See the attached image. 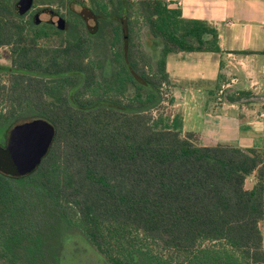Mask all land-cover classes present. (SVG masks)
Instances as JSON below:
<instances>
[{
	"label": "trees",
	"instance_id": "trees-1",
	"mask_svg": "<svg viewBox=\"0 0 264 264\" xmlns=\"http://www.w3.org/2000/svg\"><path fill=\"white\" fill-rule=\"evenodd\" d=\"M54 1L22 14L0 0L11 52L0 65V264H62L67 230L110 264H264V148L202 146L181 113L160 109L168 55L220 53L215 27L168 0H59L63 29L38 21ZM251 94L226 96L244 105ZM37 119L53 126L51 147L16 175L11 136Z\"/></svg>",
	"mask_w": 264,
	"mask_h": 264
},
{
	"label": "crops",
	"instance_id": "crops-1",
	"mask_svg": "<svg viewBox=\"0 0 264 264\" xmlns=\"http://www.w3.org/2000/svg\"><path fill=\"white\" fill-rule=\"evenodd\" d=\"M168 1L181 9L183 17L215 27L222 50L168 55L166 68L183 131L198 134L202 146L264 148V107L251 115V110L245 112L244 105L226 96L235 87L233 91L260 94L258 100L264 104V0ZM246 51L252 53H242ZM219 84L221 89L227 87L219 90L222 103H216L211 92Z\"/></svg>",
	"mask_w": 264,
	"mask_h": 264
},
{
	"label": "rangeland",
	"instance_id": "rangeland-1",
	"mask_svg": "<svg viewBox=\"0 0 264 264\" xmlns=\"http://www.w3.org/2000/svg\"><path fill=\"white\" fill-rule=\"evenodd\" d=\"M49 7L51 10L48 11H40V20L42 22H50L54 23L55 20L57 19L58 15H56V12L53 10L60 9L62 13H64L65 17L64 19L67 20L70 17V14L67 11L66 8V2L65 4H62V2H59V0H56L52 3H50L47 6H44V8ZM76 10H80L79 6H75ZM30 16V15H29ZM55 24V23H54ZM94 23H91L93 25ZM108 29L106 26H103L98 33L97 36V41L95 42L97 47H96V52L94 56H98L100 59H103L102 57H107L109 50V40H108ZM146 35V34H145ZM146 44V53L151 59L152 51L150 49L151 42L149 38L145 42ZM148 46V47H147ZM107 59V58H106ZM105 60V59H104ZM11 61V52L9 50V47H0V65H10ZM155 62V61H154ZM110 69H108V74L110 73ZM227 88V87H224ZM224 88H220L219 90H226ZM233 89L235 87H230L229 89ZM231 89V92L233 90ZM219 90L213 89L211 92H214L215 94L212 96L215 100L216 103H222L218 99L220 98V93ZM218 91V92H217ZM242 91V90H241ZM247 91V90H244ZM162 98L164 97V101L162 104V108H160L163 111H170L172 113H178L179 111L177 110L178 107H175V101L173 105H171L170 100L174 99L173 93H172V87L169 85H164L162 89ZM251 94V98L248 102H243L244 103V110L247 112V110H251L250 114L255 115L256 112L262 109L264 107V104H261V101L258 100L260 97V94H257L255 92L249 91ZM225 94V91H224ZM252 98L254 100H252ZM250 103V104H249ZM181 113V112H179ZM253 184V180L248 179V187H251ZM261 229L264 234V221L261 222L260 224ZM66 239L68 237H71L70 239L66 240V246L64 249L63 253V258H62V264H110L106 258L102 257L101 254L98 253V251L95 249L93 244L86 238V235L81 233L80 231H73V230H67L66 235L62 236Z\"/></svg>",
	"mask_w": 264,
	"mask_h": 264
},
{
	"label": "water",
	"instance_id": "water-1",
	"mask_svg": "<svg viewBox=\"0 0 264 264\" xmlns=\"http://www.w3.org/2000/svg\"><path fill=\"white\" fill-rule=\"evenodd\" d=\"M33 3L34 0H18L17 7L23 14L33 7ZM63 19L58 16L54 23L64 29L66 23ZM53 137V126L46 120L37 119L14 131L6 151L13 167L11 172L22 175L35 170L50 149Z\"/></svg>",
	"mask_w": 264,
	"mask_h": 264
}]
</instances>
